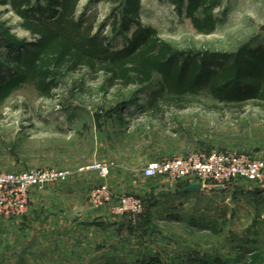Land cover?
<instances>
[{
  "label": "rangeland",
  "instance_id": "obj_1",
  "mask_svg": "<svg viewBox=\"0 0 264 264\" xmlns=\"http://www.w3.org/2000/svg\"><path fill=\"white\" fill-rule=\"evenodd\" d=\"M216 2L217 26L208 35L195 29L188 14L190 0L179 7L171 0H141L140 21L193 59L235 54L245 46L264 50V0ZM84 15L95 21L96 33L114 38L111 5L81 0L77 18ZM136 30L132 26L115 37V48L129 45ZM31 42L33 36L22 28L12 7L0 5V80L7 76V58ZM212 62V69L220 70L221 61ZM160 82L155 77L143 89L110 87L106 75L81 69L67 74L50 98L25 86L0 104V173L70 172L67 180L33 187L22 217L36 208L58 229H63V218L66 222L76 213L84 224L92 218L100 225L123 219L131 227L129 238L117 241V256L125 254L122 260H63V249H52L46 260L26 257L5 264H264V188L259 181L202 186L192 179L172 182L143 175L152 162L199 153L264 162V109L256 100L227 104L201 92L182 102L167 98L170 105L154 115L150 94ZM94 164L113 165L106 182L97 171L79 172ZM75 182L81 184L80 212L70 191ZM103 183L117 199L140 201L141 214L121 217L111 207L95 209L90 194ZM198 185L202 188L193 189ZM11 235L10 229L7 248Z\"/></svg>",
  "mask_w": 264,
  "mask_h": 264
},
{
  "label": "trees",
  "instance_id": "obj_2",
  "mask_svg": "<svg viewBox=\"0 0 264 264\" xmlns=\"http://www.w3.org/2000/svg\"><path fill=\"white\" fill-rule=\"evenodd\" d=\"M101 1L113 7L114 38L137 27L123 49L115 48L114 38L96 33L93 19L85 15L77 18L81 0H0L1 6L12 7L22 28L33 36V42L6 60L0 104L25 86L35 87L43 97L50 98L67 74L88 69L95 75H106L110 87L120 85L125 89H143L160 77L159 87L149 100L154 115L170 105L167 98L182 102L187 95L201 92L227 104L256 100L264 109V50L245 46L235 54H205L193 59L175 51L154 28L143 26L141 0ZM171 1L177 7L185 2ZM217 7L216 0H190L188 14L200 34L215 31L213 10ZM198 11L202 17L195 16ZM212 61H221L220 70L212 69ZM243 264L255 262L246 260Z\"/></svg>",
  "mask_w": 264,
  "mask_h": 264
},
{
  "label": "built area",
  "instance_id": "obj_3",
  "mask_svg": "<svg viewBox=\"0 0 264 264\" xmlns=\"http://www.w3.org/2000/svg\"><path fill=\"white\" fill-rule=\"evenodd\" d=\"M112 164H94L80 169V173L97 171L106 182ZM264 162L253 161L246 156L218 153H199L187 158L157 161L148 164L143 175L146 178H166L177 182L185 179L206 184L223 185L243 179L259 181L264 188ZM70 172L31 171L21 174L0 173V218L22 217L29 205V195L33 187H43L49 182L67 180ZM90 201L95 209L111 207L115 216H138L142 212L141 202L133 197L115 198L105 183L92 190Z\"/></svg>",
  "mask_w": 264,
  "mask_h": 264
},
{
  "label": "crops",
  "instance_id": "obj_4",
  "mask_svg": "<svg viewBox=\"0 0 264 264\" xmlns=\"http://www.w3.org/2000/svg\"><path fill=\"white\" fill-rule=\"evenodd\" d=\"M80 186L75 182L70 190L75 198L73 205L76 212H80L83 206L79 199L82 198ZM31 209L24 217L12 219L10 224L7 219L0 218V264H5L7 260H25L26 257L46 260L52 255V249H63V260L125 259L124 253L121 256L116 254L121 247L117 241L125 242L131 232V227L123 219L114 224L100 225L92 218L90 224H84L76 213L74 218L69 216L66 222L63 218V229H58L50 224L43 213L37 212L36 208ZM105 222L108 221L105 219ZM10 229L11 247L7 248Z\"/></svg>",
  "mask_w": 264,
  "mask_h": 264
},
{
  "label": "water",
  "instance_id": "obj_5",
  "mask_svg": "<svg viewBox=\"0 0 264 264\" xmlns=\"http://www.w3.org/2000/svg\"><path fill=\"white\" fill-rule=\"evenodd\" d=\"M202 186L201 185H198V186H194L193 189H201Z\"/></svg>",
  "mask_w": 264,
  "mask_h": 264
}]
</instances>
